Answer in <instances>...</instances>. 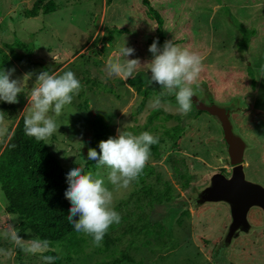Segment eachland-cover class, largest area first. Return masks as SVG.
<instances>
[{"label": "rangeland", "instance_id": "1", "mask_svg": "<svg viewBox=\"0 0 264 264\" xmlns=\"http://www.w3.org/2000/svg\"><path fill=\"white\" fill-rule=\"evenodd\" d=\"M36 0H0V49L8 53L5 44L17 39L26 42L39 53L42 66L13 61L2 71H11L12 79L26 74L23 91L25 100L12 118L4 117L0 124V155L14 135L22 117L29 114V98L37 76L44 71L63 74L73 71L81 82L79 95L67 105L63 114L55 117L57 131L45 144L68 173L74 167L85 172H99L106 185L114 191V208L120 214L119 224H113L107 234L120 233L125 219H150L152 232L138 239L129 248L130 237L119 242L103 240L96 246L92 237L74 232L53 243L61 264H105L120 259L121 264H264V217L259 209H251L248 219L252 231L236 238L228 250L219 255L218 247L230 222L224 205H204L186 209L171 205L187 192L186 183L170 166L171 158L184 159L180 172L192 187L207 183L215 173L229 175L227 145L216 117L192 110L183 115L178 111L174 95L164 96L158 106L152 101L160 94L159 84H149L150 72L142 66L127 79L106 74V61L115 57L122 46L134 48L127 59L150 62L153 54L146 40L156 34L154 21L143 13L141 0H53L57 10L48 15L24 18ZM164 18V32L180 47L198 52L203 59V71L198 87H206L218 103L238 102L242 108L232 113L235 130L248 143L245 154V175L248 180L264 184V0H150ZM125 28L119 34L113 28ZM113 31V34L111 33ZM1 59V55H0ZM123 59V58H121ZM194 85L195 90L198 89ZM148 97L141 113L137 105L142 93ZM213 97V96H212ZM181 126L178 149L164 145L161 158L150 157L147 164L159 173L155 185L159 196L170 188L174 199L152 210L148 198L136 193L137 180L128 188L115 190L107 181V168H97L87 160L96 130L108 128L112 137L118 130L140 134L148 131L164 137L167 130ZM6 202L0 190V264H44L40 254L25 253L3 232L7 225L19 228L20 219L5 211ZM25 242L37 238L30 232Z\"/></svg>", "mask_w": 264, "mask_h": 264}, {"label": "clouds", "instance_id": "2", "mask_svg": "<svg viewBox=\"0 0 264 264\" xmlns=\"http://www.w3.org/2000/svg\"><path fill=\"white\" fill-rule=\"evenodd\" d=\"M155 40L149 51L153 54L150 62L141 63L140 59H127L135 51L134 48L122 46L115 57L106 61L108 77L116 76L127 80L142 66L150 72L149 84H159L160 94L152 101L154 106L161 103L164 96L174 95L178 111L187 115L193 106V97L197 96L194 85L203 71L202 56L187 47H180L173 40L165 41L162 49ZM123 58V59H121ZM11 71L0 72V101L18 103V95L23 92L24 82L31 78L26 74L21 79H12ZM264 73V66L259 69ZM81 82L76 74L69 70L63 74L41 72L31 89L29 98V114L25 117V134L37 141L49 139L57 131L55 117L63 114L67 105L81 91ZM4 122L3 112L0 111V124ZM117 137H110L99 143V152L90 148L87 160L95 161L97 168H107V181L115 190L126 189L138 179L143 172L151 155V146L157 144L158 137L148 131L134 134L128 130H118ZM68 188L65 197L70 201L68 221L78 233L92 237L96 246H100L109 228L119 224L120 214L114 208V191L105 182L99 172H85L81 167L72 168L67 174ZM78 219H75L76 217ZM17 247L27 254H40L44 264H53L58 257L45 255L56 251L47 239L34 238L25 242L15 224L6 226L3 232Z\"/></svg>", "mask_w": 264, "mask_h": 264}, {"label": "trees", "instance_id": "3", "mask_svg": "<svg viewBox=\"0 0 264 264\" xmlns=\"http://www.w3.org/2000/svg\"><path fill=\"white\" fill-rule=\"evenodd\" d=\"M112 0H108L111 3ZM145 17L154 21L156 34L146 40L148 46L155 40H159L158 47L163 48L165 41H171L165 36L164 18L162 14L152 7L150 0H141ZM57 10L53 0H36L30 9H24V18H35L39 15H48ZM119 34L126 33L125 28H113ZM113 31L111 32L113 34ZM175 44L176 42L173 41ZM26 42L17 39L10 44H5L8 53L0 49V71L7 68L13 61L25 65L42 66L38 60L39 53H34ZM148 93L145 89L142 99L137 105V113H141ZM25 100V92L18 95V103L9 104L0 101V111L4 117L12 118L22 106ZM199 115L202 112L195 110ZM24 120L22 117L15 129L14 135L5 150L0 155V190L6 202L5 211L17 216L20 219L18 232L22 236L30 232L37 238L47 239L51 246L76 232L73 225L68 221L70 201L65 197L68 188L67 172L55 159L45 140L37 141L34 137L25 134ZM181 126H174L166 131L164 137H158V143L151 146L150 157L159 159L166 152L164 147L167 144L171 149L179 148V141L182 137ZM112 137L108 128L96 130L93 136L91 148L99 152V143ZM184 159L176 157L170 159V166L177 176L182 177L186 183L187 192L192 185L188 183L187 177L180 172V164ZM137 181L141 188L136 192L148 198L147 205L153 210L155 206H162L170 203L174 196L170 188H165L163 196L160 197L155 185L160 181L159 173L153 166L146 165ZM77 216L75 219H78ZM154 225L150 219L129 218L123 221L120 233L116 236L105 235L103 240L109 239L119 242L122 236H129V248H132L139 238L152 232ZM19 254L20 248H17ZM45 255H53L58 258L53 264H61L59 254L49 251ZM20 264L23 262L20 259ZM120 259H115L105 264H121Z\"/></svg>", "mask_w": 264, "mask_h": 264}, {"label": "water", "instance_id": "4", "mask_svg": "<svg viewBox=\"0 0 264 264\" xmlns=\"http://www.w3.org/2000/svg\"><path fill=\"white\" fill-rule=\"evenodd\" d=\"M197 96L193 97V106L197 111L206 112L216 117L221 124L223 139L227 145L228 159L231 166L230 175L222 173L210 176L207 183L193 187L188 196L171 202V205L182 204L183 208H199L204 205H224L230 222L218 247L219 255L226 252L234 240L252 231L248 219L251 209H259L264 217V185L248 180L244 171V154L248 143L235 130L232 113L242 110L238 102L230 104L218 103L214 97L209 98L211 91L200 87Z\"/></svg>", "mask_w": 264, "mask_h": 264}, {"label": "flooded vegetation", "instance_id": "5", "mask_svg": "<svg viewBox=\"0 0 264 264\" xmlns=\"http://www.w3.org/2000/svg\"><path fill=\"white\" fill-rule=\"evenodd\" d=\"M200 87H202V86H200ZM200 87H198V89L196 90L197 93L200 92V91H199V88H200ZM212 96L214 97L213 94H211V95L209 94V98H210V99L212 98ZM214 100H215V99H214ZM192 108H193L194 110H196V109L194 108V106H192ZM205 113H206V112H205ZM247 151H248V149L245 151V154H246ZM245 154H244V163H245ZM229 165H230V164H229ZM230 167H231V166H230ZM224 175H225V174H224ZM229 175H230V174H229ZM229 175H225V176L228 177ZM203 185H204V184H203ZM263 185H264V184H263ZM191 189H193V187H192ZM189 192H190V191H189ZM188 194H189V193H188ZM188 194H186V197L188 196ZM174 200H176V199H174ZM174 200H173V201H174ZM177 206L181 207L182 204H177ZM185 207H187V204H186ZM192 208H193V207H192ZM192 208H191V209H192ZM186 209H190V208H186Z\"/></svg>", "mask_w": 264, "mask_h": 264}, {"label": "bare ground", "instance_id": "6", "mask_svg": "<svg viewBox=\"0 0 264 264\" xmlns=\"http://www.w3.org/2000/svg\"><path fill=\"white\" fill-rule=\"evenodd\" d=\"M244 167H245V165H244ZM246 176V175H245ZM247 178V177H246Z\"/></svg>", "mask_w": 264, "mask_h": 264}]
</instances>
